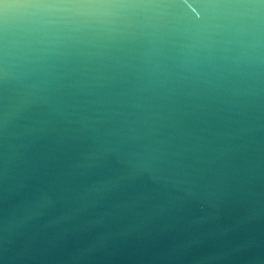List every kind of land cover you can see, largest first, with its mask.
I'll use <instances>...</instances> for the list:
<instances>
[{"label": "water", "instance_id": "water-1", "mask_svg": "<svg viewBox=\"0 0 264 264\" xmlns=\"http://www.w3.org/2000/svg\"><path fill=\"white\" fill-rule=\"evenodd\" d=\"M0 264H264V0H0Z\"/></svg>", "mask_w": 264, "mask_h": 264}]
</instances>
